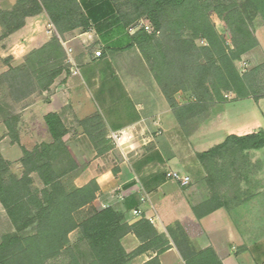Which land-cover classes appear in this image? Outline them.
<instances>
[{"label": "trees", "instance_id": "trees-1", "mask_svg": "<svg viewBox=\"0 0 264 264\" xmlns=\"http://www.w3.org/2000/svg\"><path fill=\"white\" fill-rule=\"evenodd\" d=\"M117 7L125 27L144 16L151 30L138 28L132 35L159 85L176 121L184 128L191 118L205 113L217 102L264 93L250 88V74L240 73L241 55L256 45L251 22L259 16L264 21V0H127ZM45 12L54 32L44 44L27 52L22 62L0 73V85L12 103L24 104L32 94L47 95L61 73H69L61 44L64 33L89 22L76 0H15L12 8L0 10L1 36L24 25L25 18ZM214 13L230 34V46L211 19ZM203 40V44H199ZM188 93V100L178 103L175 93ZM48 100V96L44 98ZM65 108L43 116L49 141L32 149L19 142L20 114L0 100V121L6 127L10 143L17 144L21 156L19 172L0 153V206L9 229L0 234V264H125L146 249L156 255L142 264H160L157 255L167 249V241L144 217L128 224L125 214L116 206H92L98 192L94 179L81 186L67 188L64 178L77 168L64 142L68 127L63 119ZM97 153L108 149L106 125L100 113L94 112L75 120ZM264 147V130L238 135L228 134L220 143L196 153L210 188L207 199L193 206L199 218L224 205L214 186L220 185L228 169L216 162L230 154L231 170L235 158L246 160L248 151ZM236 173V171H235ZM215 178V181L213 180ZM214 182L216 184H214ZM135 204L126 205V209ZM77 231L74 242L69 234ZM133 233L142 243L126 252L121 238ZM168 234L185 264H222L211 247L196 249L184 229L176 224Z\"/></svg>", "mask_w": 264, "mask_h": 264}, {"label": "crops", "instance_id": "crops-1", "mask_svg": "<svg viewBox=\"0 0 264 264\" xmlns=\"http://www.w3.org/2000/svg\"><path fill=\"white\" fill-rule=\"evenodd\" d=\"M76 2L89 26L86 30L76 28L66 32L61 40L71 49L78 74L71 71L61 73L51 85L48 95L43 92L26 99L18 111L20 144L32 149L42 141H49L43 116L65 108L63 119L68 132L64 142L77 165L65 178L69 176L74 183L79 181L76 186L94 179L99 189L93 204L98 209L108 205L118 207L124 212L128 224L142 217L148 219L156 232L167 241V249L157 255L160 264H185L168 234L170 223L167 215L170 214H175L196 249L211 247L222 264H264V171L259 170L256 175L246 177L239 165L236 173L232 171L223 176L221 184L214 188L224 205L197 218L192 205L207 199L210 188L203 168L194 177L182 161L185 155L193 157L203 151L194 147L192 139L206 130H216L222 119L236 121L248 110L254 121L251 129L264 130V97L254 100L248 96L217 102L207 117L188 135L186 129L176 121L137 45L132 43V35L138 28H129L148 20L141 16L125 27L124 19L116 8H125L127 0ZM14 3L15 0H0V10L10 9ZM1 31L0 26V73L9 66L20 64L27 52L48 41L54 27L47 14L40 12L26 17L21 28L6 36H1ZM254 36L256 45L241 58H245L244 61L250 66L263 65L264 68V23L254 27ZM96 51H99V55L95 54ZM69 66L71 69L72 66ZM46 96L48 100L44 99ZM174 96L178 103L186 102L182 93L176 92ZM94 112L103 117L111 144L101 153L96 152L75 121ZM118 131H123L124 135L120 145L109 138L111 132ZM235 132L229 129L218 137L214 145L230 133H249ZM2 144L15 149L16 160L20 158V147L10 143L6 127L0 121V153L7 159ZM263 149L248 153H259ZM260 163L264 166L263 160ZM170 170L190 177L191 185L186 190L190 192L191 197L186 198L190 202L181 199L185 186L166 178L165 173ZM246 181L257 185L248 191L243 184ZM178 200L183 203L181 207ZM132 203L135 207L126 209V205ZM172 204L176 208H169ZM141 243L131 232L121 238L126 252L133 251ZM155 255L154 249H146L131 256L125 264H142Z\"/></svg>", "mask_w": 264, "mask_h": 264}, {"label": "rangeland", "instance_id": "rangeland-1", "mask_svg": "<svg viewBox=\"0 0 264 264\" xmlns=\"http://www.w3.org/2000/svg\"><path fill=\"white\" fill-rule=\"evenodd\" d=\"M211 19L215 24L216 30L220 34L223 35L225 40L231 46L232 43H231V39H230V34H229L228 30L226 29L224 22L221 19H219L214 13L211 14ZM261 23H264V21L261 17L257 16L255 18H253V20L251 22V25L253 27V32H254V27L258 26ZM203 43H204L203 40H200L199 44H203ZM244 59L245 58L240 57V60L237 63V67H238L239 72L243 73V74H250V76H249L250 88L257 90L260 93H264V89H263L264 88V68H263V65H260L262 67H260V66L253 67V66H250L248 63H246L244 61ZM182 95H183V99L185 101L188 100V93L182 94ZM224 95L226 96L227 100L233 99V96H234L230 92H225ZM28 98H30V96ZM0 100L7 102L10 105V108L12 109V111H14V112H18L22 108L21 106L23 105L22 103H12L8 94L6 93V90L4 88H2L1 85H0ZM238 107H240V106H238ZM210 109H209V111H210ZM235 112H237V109L235 110ZM251 115H252V113L247 110L246 114L238 116L236 121L231 120L230 122H228L227 120H224V119L220 120L219 124L216 127V130L215 129L214 130L209 129V130H206L204 134L200 133L201 136L199 134L196 135L197 137L193 136L194 138L192 139V142L194 141L193 142V144L195 145L194 147L196 149H200V150H205V149L207 150L208 148L212 147L216 142H218V137L222 136L223 133L228 132L229 129H231L234 132L236 131L237 133H243V131L254 132L255 129H251V127L254 125V121H253L252 117H250ZM204 118H205V113H201L197 117L191 118L189 121H187V125L185 127L186 133L188 135H189V133H192V131H194L198 127V125L200 124V122ZM202 135H204V137ZM199 137H201V140H199L200 139ZM197 141H199V142H197ZM184 145H185V143H184ZM187 146L189 147V145H187ZM1 147H2L3 154L5 155V157L7 159H9L10 162H12V170L14 172L18 173L20 165L17 163L18 160H16L17 159L16 158L17 157L16 150L12 149V148H8L3 144L1 145ZM185 148H187V147H185ZM185 153H186V151H185ZM230 159H231L230 154L225 153V155H223L222 159H219L216 163L219 164L220 166H223L226 169H228V173H232V170H231L232 164H231ZM235 159L237 161H235L233 166L237 167L236 169H238V167L240 165L239 169L241 170L242 174L245 175L246 177L256 175L259 170L264 171V166H262V163H260V160L264 161V149L259 151V153L258 152H256V153L254 152L252 154L248 153L246 160L240 161L239 157L235 158ZM182 161H184V165H186V167H188L190 172L193 173L194 177H195L196 173L198 174V172L199 173L201 172L202 167H201V164H200L196 155L193 157L192 156L188 157V155H185V156H183ZM263 165H264V163H263ZM169 180H171V179H169ZM63 181H64V184L67 188H71L73 186H76L75 185L76 183L79 184V181L74 183V180L72 178L70 179L69 176L67 178H64ZM176 184H178V183H176ZM243 184H244V186H247L248 191H252L253 190L252 188L255 185H257L255 182H250V181H248V182L246 181ZM190 185H191V183H189L187 186H185L186 189L182 191L183 192L182 193L183 197L181 198L182 200L184 198H185V200H187L186 198L191 197L190 192L186 191ZM179 202L180 203L178 204V206L181 207L183 205V203L181 201H179ZM187 202H190V200H187ZM92 206L96 207L93 204V202H92ZM193 206H195V205H192V208H193ZM174 207H175V205L172 204V205H170L169 208H174ZM192 211H193V209H192ZM175 217H176L175 214L167 215L168 221L170 223L169 227H174L176 224H179L182 227V224ZM182 228L184 229V227H182ZM8 229H9L8 222H7L6 217L4 215V211H2V207L0 206V234L7 231ZM184 231L186 232V229H184ZM76 237H77V231H73L69 234V239L71 242H74ZM63 259H64L63 256H59L58 258L51 260L50 264H57L60 261H62Z\"/></svg>", "mask_w": 264, "mask_h": 264}, {"label": "built area", "instance_id": "built-area-1", "mask_svg": "<svg viewBox=\"0 0 264 264\" xmlns=\"http://www.w3.org/2000/svg\"><path fill=\"white\" fill-rule=\"evenodd\" d=\"M136 27L137 28L143 27L145 30H148V31H150L152 29L149 22L145 21V22H139V23L135 24L134 26L129 28V30H132L133 28H136ZM61 44L63 45L64 50H65V54H66L65 62L72 66L70 69L71 73L78 74V68L74 64L71 49L68 48L66 46L65 42L62 40H61ZM95 54L99 55V51H96ZM123 136H124L123 131L111 132L109 134V138L111 139V141L117 145H120V140L123 138ZM165 176L167 179H171V180L175 181L176 183H178V185H180L182 187L187 186L190 183V177L187 174L181 173V172L176 171V170L167 171L165 173Z\"/></svg>", "mask_w": 264, "mask_h": 264}]
</instances>
